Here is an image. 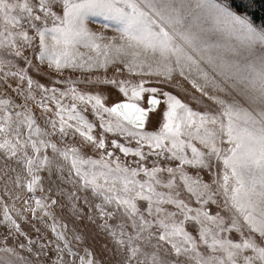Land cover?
Segmentation results:
<instances>
[{"label":"snow or ice","instance_id":"obj_1","mask_svg":"<svg viewBox=\"0 0 264 264\" xmlns=\"http://www.w3.org/2000/svg\"><path fill=\"white\" fill-rule=\"evenodd\" d=\"M0 264H264V3L0 0Z\"/></svg>","mask_w":264,"mask_h":264},{"label":"trees","instance_id":"obj_2","mask_svg":"<svg viewBox=\"0 0 264 264\" xmlns=\"http://www.w3.org/2000/svg\"><path fill=\"white\" fill-rule=\"evenodd\" d=\"M258 4L264 3V0H257ZM256 15L259 16L260 15V10L259 8L256 10Z\"/></svg>","mask_w":264,"mask_h":264}]
</instances>
